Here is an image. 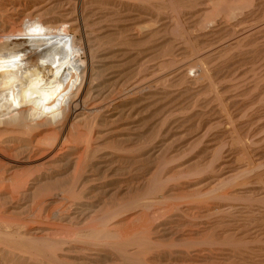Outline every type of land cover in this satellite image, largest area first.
I'll return each instance as SVG.
<instances>
[{
  "label": "bare ground",
  "instance_id": "bare-ground-1",
  "mask_svg": "<svg viewBox=\"0 0 264 264\" xmlns=\"http://www.w3.org/2000/svg\"><path fill=\"white\" fill-rule=\"evenodd\" d=\"M171 101L189 165L173 123L137 131ZM0 205V264L264 263V0H0Z\"/></svg>",
  "mask_w": 264,
  "mask_h": 264
},
{
  "label": "rangeland",
  "instance_id": "rangeland-1",
  "mask_svg": "<svg viewBox=\"0 0 264 264\" xmlns=\"http://www.w3.org/2000/svg\"><path fill=\"white\" fill-rule=\"evenodd\" d=\"M154 1H157V0H154ZM8 7V6H7ZM9 8V7H8ZM7 8V9H8ZM9 10V9H8ZM8 12V11H7ZM156 20L157 19H152V20H150L151 22H149L148 24L150 25L151 23H153V24H155L156 25ZM10 21L11 22H13L14 20L13 19H10ZM153 24H151V26H154ZM73 36L74 35H78V34H72ZM15 40L14 41H16V42H18V43H20V44H22V51H24V53H28V55H31V56H33V55H35L37 52H39V51H45L46 50V48L48 49L49 47H51L52 46V44H54V42H52L51 41V43H48V46H47V44L46 45H42V46H40V48H37V47H33L34 49H32L33 50V52H31V49L30 48H32L30 45V42L28 41V38L27 37H19V36H14L13 37ZM181 41V40H180ZM180 41H178L177 40V42H180ZM24 45V46H23ZM185 45V44H184ZM185 47H187V46H185ZM24 49V50H23ZM27 50V52H26V50ZM30 49V50H29ZM186 49V48H185ZM188 49H190L191 50V52L189 51V52H187V54H185V55H180V57L179 58H182L183 59V57L185 58V59H183L184 61H187V62H195L197 59H198V54L195 52V51H193L192 49H191V47H190V45H188ZM34 51H36V52H34ZM179 51H177V53H178ZM35 53V54H34ZM33 54V55H32ZM82 55L84 56V54H83V52H82ZM166 56V57H165ZM164 56V58H167L168 57V55H165ZM183 56V57H182ZM169 57H172V55H170L169 54ZM188 57V58H187ZM163 58V57H162ZM34 59V60H33ZM32 60L34 61V62H36V63H38V60H37V58H33ZM177 65V66H176ZM166 67V68H165ZM170 68V69H169ZM179 68V65L177 64V63H175V64H173V63H168L167 65H165L163 68H162V71H165L166 73H169V77H167V78H171V76L173 75V73H176V71H177V69ZM194 73V71L193 70H191L190 71V74H193ZM139 76V75H138ZM137 76V77H138ZM140 77V76H139ZM228 79H231V78H229L228 77ZM170 79H168L167 81H165V83L164 84H170ZM168 84V85H169ZM181 85H179L178 87H180ZM174 88H177V86L176 87H174ZM36 94L34 93L33 94V96H35ZM202 95V97H204V94H201ZM200 95H198L196 98L197 99H200L201 97H199ZM196 98H195V100H196ZM33 100H35V99H33ZM198 101V100H197ZM216 105L217 104H219V102L218 101H213ZM212 102V103H213ZM216 102H218V103H216ZM228 104H227V103ZM226 102H224V104H226V105H228V106H225L226 108H227V110H228V108H229V111H227L226 110V108L225 109H223V110H225V111H221L220 113V116L221 117H223L222 118V121H221V123H216L215 124V126H217V128L218 129H221V128H229V127H231L232 126V123H230V121H231V119H230V121H229V119H228V117L229 116H227V114L228 115H230V113L232 114V112H233V110L235 109L234 107H233V104L231 103L230 104V101H229V99H227V101ZM193 103V102H192ZM212 103H209L210 104V106H216L215 104H212ZM164 104H165V106H164ZM163 104V106L161 105V104H158L160 107H161V109H160V107L158 106V105H156V106H154V105H147V107L145 108V106H143L144 108L143 109H141V106L140 107H138V110L136 111V114L134 115V120H135V118H136V124H137V131L139 132V130H140V128H141V130H140V132H142L143 131V129H144V131L143 132H147V134H150L153 130H154V135L155 134H157V131H160L159 129H157L156 130V128L154 127V126H157V128H159V127H162L163 126V123H165L166 124V126L167 125H169L170 123L172 124L173 123V121L176 119V118H178V116L180 117V116H184V115H187L188 114V112H189V114L191 113L190 111L191 110H193V108L192 107H198V106H195V105H193L192 107H188V106H190V105H188V106H183V108H182V104H180V105H177V104H175L174 103V101H171V102H165ZM196 104V103H195ZM178 107H177V106ZM230 105V106H229ZM149 106V107H148ZM209 106V107H210ZM213 106V107H214ZM153 107V108H152ZM157 109H156V108ZM175 107V108H174ZM177 107V108H176ZM179 107H180V109H179ZM201 106H199V108H200ZM172 108V109H171ZM187 109V111H186V109ZM192 108V109H191ZM170 109H171V111H170ZM181 109H183L182 110V112H181ZM191 109V110H190ZM166 110V111H165ZM169 110V111H168ZM179 110V111H178ZM139 111H141V112H139ZM160 111V112H159ZM168 111V112H167ZM178 111V112H177ZM187 112V114H186V112ZM232 111V112H231ZM166 112V113H165ZM179 112H181V114L179 113ZM45 113V112H44ZM47 113V112H46ZM45 113V114H46ZM165 113V114H164ZM170 113H172V114H170ZM175 113V114H174ZM183 113V114H182ZM185 113V114H184ZM223 113H224V115H223ZM166 115V116H165ZM168 115V116H167ZM178 115V116H177ZM173 116V117H172ZM171 117V118H170ZM227 117V118H226ZM146 120H145V119ZM166 118V119H165ZM168 118V119H167ZM230 118V117H229ZM143 119H144V121H143ZM164 119V120H163ZM167 122H166V121ZM171 120H173V121H171ZM225 123H224V122ZM139 123V124H138ZM145 123H146V125H145ZM224 123V125H220V124H223ZM228 124H231V125H228ZM140 125V126H139ZM177 123H176V126H175V123H173V125H170V127H172V132H171V135H169L170 137V141H171V139L173 140V142H175V143H173V146H174V148H172L171 149V151H172V154L174 155V156H176V160L178 161H176V160H174L173 161V163H171V165L173 164V165H177V164H182L183 162H185V165H189L191 162H193L194 160H199V159H201V158H203V156L205 157L206 156V152H202V147L200 146V148L199 147H197V148H193V150L192 149H187L185 152H182V151H184L183 149L184 148H186L187 146H188V144H189V142H193L196 138H198L201 134H202V132H204V130L205 129H202V127H195V128H193V127H189V126H187V125H184V126H181V128L179 127H177ZM116 125H111V126H107V127H104V131L106 132V131H109V130H112V129H114V127H115ZM166 126H164V127H166ZM179 126H180V124H179ZM219 126H221V127H219ZM144 127V128H143ZM173 127H176V128H173ZM138 128H139V130H138ZM217 128H215L214 130H217ZM161 129V128H160ZM146 130V131H145ZM213 130V131H214ZM163 130L161 129V132H162ZM187 131V132H186ZM212 131V132H213ZM200 132V133H199ZM146 133H145V135L147 136V137H149L150 135H147ZM153 137V136H152ZM155 137V136H154ZM157 138L158 139H160V138H162L161 136H160V134L157 136ZM190 140V141H189ZM109 142V141H108ZM185 143V144H184ZM138 144V145H137ZM136 145V149H138L139 150V143H137ZM183 147H182V146ZM108 147H106L105 149H104V151L103 152H105V151H107L108 153H113V152H117V151H115L110 145H107ZM133 148L132 149H135L134 148V146H132ZM138 147V148H137ZM180 147V148H179ZM177 148V149H176ZM179 149H182V150H179ZM175 150V151H174ZM201 150V151H200ZM137 151V150H136ZM135 150H133V151H127V150H125V151H123V152H125L124 154H136V156L137 155H139L140 153H139V151L138 152H136ZM174 151V152H173ZM189 152V153H188ZM192 152V153H191ZM199 152V153H198ZM177 153H178V155H177ZM181 153V154H180ZM185 156H184V155ZM180 155V156H179ZM195 155V156H194ZM140 156V155H139ZM184 156V157H183ZM187 156H190V157H187ZM183 157V158H182ZM182 158V159H181ZM181 161V162H180ZM241 161V160H240ZM187 163V164H186ZM117 162H114L112 165H109V166H111V167H116L117 166ZM32 173V171H27V173H25V178H27V177H29V175ZM128 176V174H126V175H117V173L115 172V171H113V172H111V171H107V174H106V177L104 178V176L102 175V176H100V177H97V179L98 180H96L95 182L97 183V182H100V181H104V180H110V179H116V178H119V177H127ZM108 180V181H109ZM123 185H125V183L123 184ZM111 188V187H110ZM112 193H114V191H112L111 193H109L108 194V198L110 199L111 198V196H113V194ZM123 193H125V192H123ZM121 196H123V195H121ZM59 197V196H58ZM18 198H20L19 196H17L16 197V200L18 199ZM20 203H22V201L20 202ZM22 204H24V203H22ZM2 212H4V207H2L1 205H0V213H2ZM262 223H264V221L262 222ZM260 224V223H259ZM261 225H263V224H261ZM264 226V225H263ZM263 226H258L255 230H258V229H260V227H261V229H264V227ZM254 228H255V226H254ZM254 228H252L253 230H254ZM186 229V228H185ZM184 229V230H185ZM262 236H264V234H262V235H260V237H262ZM257 240V239H256ZM256 240H254V241H256ZM181 243V242H180ZM179 244V243H178ZM182 244H183V242H182ZM254 244L255 245H258L259 244V240L257 241V242H254ZM223 246V245H222ZM187 246H184V245H180V246H176V247H173V248H181V249H185ZM223 247H227L228 249H229V247L230 246H223ZM261 258L262 259H264V256H261ZM229 262V261H228ZM262 264H264V263H262Z\"/></svg>",
  "mask_w": 264,
  "mask_h": 264
},
{
  "label": "clouds",
  "instance_id": "clouds-1",
  "mask_svg": "<svg viewBox=\"0 0 264 264\" xmlns=\"http://www.w3.org/2000/svg\"><path fill=\"white\" fill-rule=\"evenodd\" d=\"M25 31H24V34H28V33H31L33 32L35 29H34V25H35V22L34 21H29L27 18L25 19ZM17 59H19V57H17ZM7 63V61L5 62Z\"/></svg>",
  "mask_w": 264,
  "mask_h": 264
}]
</instances>
